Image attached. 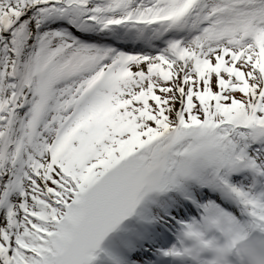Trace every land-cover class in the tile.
Returning <instances> with one entry per match:
<instances>
[{
    "label": "snow or ice",
    "instance_id": "6c2138e0",
    "mask_svg": "<svg viewBox=\"0 0 264 264\" xmlns=\"http://www.w3.org/2000/svg\"><path fill=\"white\" fill-rule=\"evenodd\" d=\"M0 264H264V0H0Z\"/></svg>",
    "mask_w": 264,
    "mask_h": 264
}]
</instances>
